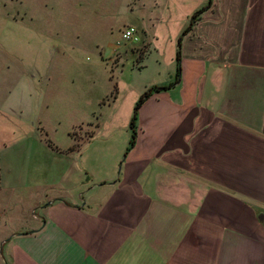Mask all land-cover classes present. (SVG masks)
Instances as JSON below:
<instances>
[{
    "label": "crops",
    "instance_id": "obj_1",
    "mask_svg": "<svg viewBox=\"0 0 264 264\" xmlns=\"http://www.w3.org/2000/svg\"><path fill=\"white\" fill-rule=\"evenodd\" d=\"M110 3L119 29L139 34L114 40L99 100L112 121L75 148L69 131L88 121L46 142L51 161L32 188L19 167L34 200L0 236V264H264V0ZM151 86L166 87L137 107L127 148ZM43 96L11 92L9 107L37 120Z\"/></svg>",
    "mask_w": 264,
    "mask_h": 264
},
{
    "label": "rangeland",
    "instance_id": "obj_2",
    "mask_svg": "<svg viewBox=\"0 0 264 264\" xmlns=\"http://www.w3.org/2000/svg\"><path fill=\"white\" fill-rule=\"evenodd\" d=\"M112 6L110 0H0V205L11 207L0 210V236L21 225L19 213L31 200L15 177L19 167L32 188L38 168L51 161L50 144H64L73 124L88 121L69 131L75 148L96 121H112L99 106L111 84L115 60L109 58L123 22L113 19ZM29 88L43 91L48 104L37 120L26 108L9 107L11 92ZM1 250L0 244V260Z\"/></svg>",
    "mask_w": 264,
    "mask_h": 264
},
{
    "label": "trees",
    "instance_id": "obj_3",
    "mask_svg": "<svg viewBox=\"0 0 264 264\" xmlns=\"http://www.w3.org/2000/svg\"><path fill=\"white\" fill-rule=\"evenodd\" d=\"M202 8L197 9L196 11L194 10L190 16L189 19V23L183 28L181 34H183L184 32H186V30L188 29L189 25L192 24L193 20H195L196 16L198 15V13L201 11ZM176 58H179V52L178 50L176 51ZM166 86H151L149 88H147L146 90H144L139 96H137L135 102H134V106H133V112H131L130 118H129V122H128V126L130 128V134H129V138H128V142H127V148H129L132 143H133V138H134V132H133V126H134V118H135V113H136V109L137 107L140 105V103L144 100V98L150 94V92L154 89H163ZM116 92V86L113 85L112 90L110 92V94L108 95V98H112L114 96ZM73 146L69 147L68 149H71Z\"/></svg>",
    "mask_w": 264,
    "mask_h": 264
},
{
    "label": "built area",
    "instance_id": "obj_4",
    "mask_svg": "<svg viewBox=\"0 0 264 264\" xmlns=\"http://www.w3.org/2000/svg\"><path fill=\"white\" fill-rule=\"evenodd\" d=\"M120 37L122 42H136L139 40V34L137 33V30L132 25H126L120 30Z\"/></svg>",
    "mask_w": 264,
    "mask_h": 264
},
{
    "label": "water",
    "instance_id": "obj_5",
    "mask_svg": "<svg viewBox=\"0 0 264 264\" xmlns=\"http://www.w3.org/2000/svg\"><path fill=\"white\" fill-rule=\"evenodd\" d=\"M258 217H259V218H260V217H262V216H261V214H260V215H258Z\"/></svg>",
    "mask_w": 264,
    "mask_h": 264
}]
</instances>
